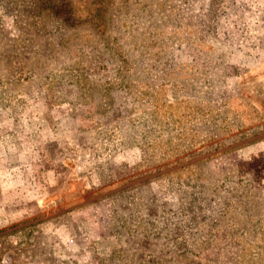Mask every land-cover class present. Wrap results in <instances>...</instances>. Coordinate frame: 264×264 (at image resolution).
I'll return each instance as SVG.
<instances>
[{"label":"rangeland","instance_id":"obj_1","mask_svg":"<svg viewBox=\"0 0 264 264\" xmlns=\"http://www.w3.org/2000/svg\"><path fill=\"white\" fill-rule=\"evenodd\" d=\"M0 264H264V0H0Z\"/></svg>","mask_w":264,"mask_h":264}]
</instances>
